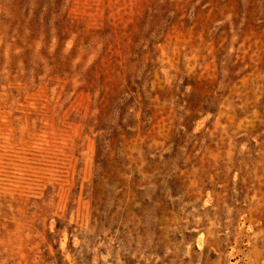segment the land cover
<instances>
[{
  "label": "rangeland",
  "instance_id": "obj_1",
  "mask_svg": "<svg viewBox=\"0 0 264 264\" xmlns=\"http://www.w3.org/2000/svg\"><path fill=\"white\" fill-rule=\"evenodd\" d=\"M221 1L0 0V264H264V0Z\"/></svg>",
  "mask_w": 264,
  "mask_h": 264
},
{
  "label": "trees",
  "instance_id": "obj_2",
  "mask_svg": "<svg viewBox=\"0 0 264 264\" xmlns=\"http://www.w3.org/2000/svg\"><path fill=\"white\" fill-rule=\"evenodd\" d=\"M211 1L214 3L216 0H211ZM227 1H233V0H223V1H221L220 3H225V2H227ZM218 10H219V6L214 7L213 10H212V12H211V16H212L213 14H215ZM263 14H264V13H263Z\"/></svg>",
  "mask_w": 264,
  "mask_h": 264
}]
</instances>
